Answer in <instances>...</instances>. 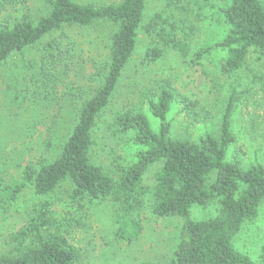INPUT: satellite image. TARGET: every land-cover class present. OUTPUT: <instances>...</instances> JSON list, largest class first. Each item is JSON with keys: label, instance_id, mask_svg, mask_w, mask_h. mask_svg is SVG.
I'll list each match as a JSON object with an SVG mask.
<instances>
[{"label": "trees", "instance_id": "1", "mask_svg": "<svg viewBox=\"0 0 264 264\" xmlns=\"http://www.w3.org/2000/svg\"><path fill=\"white\" fill-rule=\"evenodd\" d=\"M165 1L168 7L181 2ZM47 3L46 14L34 20L25 0H0V13L18 4L23 9L17 19L8 18L0 23V66L46 36L60 33L47 44V53L42 56L39 69L44 80L54 85L55 81H64L70 70L67 62L76 52L65 29H84L101 23L112 24L116 29L108 36L105 65L87 77L90 85L76 89L82 92L78 96L81 103L75 113V124L62 141L60 152L48 163L37 162L23 167L21 183L4 186L0 178L2 203L15 200L27 184L32 186L36 196L47 197L67 183L73 202L111 200L118 208L114 214L115 236L120 241L130 242L141 233L135 214L143 208L148 195L153 215L184 220L181 241L169 264H264V245L256 262L234 248L236 237L245 225L258 218L264 205V165H245L242 146L236 148L231 162L226 161L227 150L236 143L232 130L235 92L226 100L217 134L207 133L196 141L170 138L166 117L173 104L180 106L193 125L203 123L206 117L201 120L197 103L178 93L168 81L137 105H123L110 125L115 136L127 135L138 151L135 162L121 168L115 180L92 162L93 132L135 51L145 0H122L118 4L99 6L78 4L73 0H47ZM221 13L228 27L225 37L215 46L199 50L195 56L198 59L213 48L220 49L224 58L219 71L231 78L243 69L250 51L264 57V0H229ZM158 15L144 26V31L154 34L165 49L185 56L188 48L186 42L178 38V27L168 21L158 25L161 20ZM64 39L68 41L65 43ZM163 52L158 47L150 48L146 51V59L155 62L162 58ZM62 65L64 67L60 68ZM92 83H96L94 87ZM70 90V94L75 91ZM145 106L150 116L159 122L157 133L143 111ZM239 152L242 157L238 156ZM154 165L159 168L154 174L153 186L147 189L143 176ZM212 204L218 207L213 218L203 221L190 218L189 210L193 205L207 207ZM51 207L52 202L41 203L31 223L13 236L14 253L1 256L0 264H82L78 249L60 232L42 234L54 225Z\"/></svg>", "mask_w": 264, "mask_h": 264}, {"label": "rangeland", "instance_id": "2", "mask_svg": "<svg viewBox=\"0 0 264 264\" xmlns=\"http://www.w3.org/2000/svg\"><path fill=\"white\" fill-rule=\"evenodd\" d=\"M32 18L38 20L48 9L47 0H25ZM84 5H112L122 0H73ZM229 0H181L177 6L168 7L165 0H145L142 26L137 33L136 48L124 69L108 108L97 120L93 132L92 162L100 166L113 179L121 168L135 162L138 147L128 141L127 135L113 134L111 121L123 105L133 107L145 96L155 93L170 82L183 96L197 103V111L203 123L193 125L177 104L167 114L170 138L196 141L204 134H217L220 115L226 100L234 91L235 108L232 130L236 143L226 153V161L238 146L245 150L244 164L264 165V57L250 51L243 69L231 78L219 71L224 54L220 49L196 58L204 48L219 43L228 27L221 10ZM23 12L21 4L0 13L4 19H17ZM175 24L178 38L185 41V56L165 49L154 34L144 31L155 16ZM116 27L112 24H96L90 28H69L64 32L75 44L76 52L68 60L64 81L47 82L40 74L41 58L47 53V44L60 33L46 36L36 45L12 55L0 66V178L4 186L21 183L23 167L37 162L48 163L60 152V145L75 124V113L80 105L77 88L88 85L87 77L102 69L107 55V40ZM68 40L64 39L66 43ZM163 49L162 58L155 62L146 59L150 48ZM64 67L63 65L60 68ZM58 69V67H56ZM56 69L52 72L55 73ZM39 80L35 83L33 79ZM93 87L95 86L92 83ZM70 89H74L72 94ZM71 96H70V95ZM153 131L158 132L159 122L147 111ZM53 129V131H52ZM253 135V137L251 136ZM255 139H252L254 138ZM240 157L243 155L239 152ZM239 157V158H240ZM243 168H247L241 165ZM159 166H151L143 176L147 189L154 184V174ZM70 187L62 184L47 197L35 195L30 184L25 185L15 200H0V257L14 253L13 236L34 219L42 202H52V227L46 232H60L79 251L82 264H169L182 236L184 220L159 218L153 215L150 196L143 208L136 213L141 233L130 242L115 236V212L112 201L73 202L69 198ZM213 204L207 207L193 205L189 210L193 220H208L217 213ZM29 244V240L26 242ZM264 245V205L258 218L245 225L236 237L234 248L240 254L256 262Z\"/></svg>", "mask_w": 264, "mask_h": 264}]
</instances>
